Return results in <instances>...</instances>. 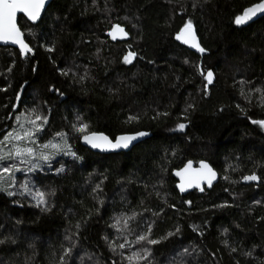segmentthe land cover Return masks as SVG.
<instances>
[{
	"label": "trees",
	"instance_id": "1",
	"mask_svg": "<svg viewBox=\"0 0 264 264\" xmlns=\"http://www.w3.org/2000/svg\"><path fill=\"white\" fill-rule=\"evenodd\" d=\"M257 1L50 0L18 15L30 51L0 45V172L22 164L3 137L19 123L58 154L0 182V264H264V13L235 23ZM115 22L126 40L108 37ZM189 22L200 53L176 39ZM140 130L117 152L79 142ZM188 159L218 180L179 194L171 171Z\"/></svg>",
	"mask_w": 264,
	"mask_h": 264
},
{
	"label": "water",
	"instance_id": "2",
	"mask_svg": "<svg viewBox=\"0 0 264 264\" xmlns=\"http://www.w3.org/2000/svg\"><path fill=\"white\" fill-rule=\"evenodd\" d=\"M50 0H44L42 6H40L38 13L48 4ZM32 0H0V11L4 9L5 4H16L17 7L11 17L10 23L15 25V28L18 30L20 39L24 44L27 45V48H22L19 43L14 42L13 39L5 38L0 39V45L10 46L16 48L21 54H25L29 52L28 44L24 41L21 30L17 25V17L20 13H23L29 17V12L33 11V9L29 8L24 10L22 5L31 3ZM264 3V0H259L257 2L252 3L248 8H252L255 5ZM264 12H258L256 15L251 18H255L257 16L262 15ZM244 14V13H243ZM242 14V15H243ZM241 15V16H242ZM188 23H184L178 30L176 34V39L184 45L190 51H199V45L197 41V35L194 27L191 25V28H186L185 25ZM119 26V28L123 29V32H120L119 29H116L115 26ZM9 24L6 19H0V33H3L8 30ZM108 37L112 41H122L126 40L128 37L127 31L124 26L120 23H112L108 29ZM212 71L210 69L205 70L204 72V81L205 86L209 85L213 79V73L211 77V82H209L208 73ZM144 133V135H140ZM149 132L147 131H135L128 133H119L115 135L113 138H110L108 135L104 134L101 131H89L80 135L79 142L81 145L87 147L88 149L99 152V153H108V152H117L121 150H127L131 147L132 144L138 142L143 137L147 136ZM85 137H89L88 140ZM107 139H104V138ZM122 137H134V139L130 141L121 140ZM119 141V147H113V145L117 144ZM127 144V147H124V144ZM98 145L94 147L93 145ZM206 165V167H205ZM209 169L211 171H209ZM172 177L175 179V188L179 194H186L191 190H196L198 192L202 191L204 188L209 189L217 180L218 173L217 171L204 159H199L196 162L191 159L185 160L179 167L173 169L171 171ZM254 174H245L240 178L241 183L255 182V180H246L245 177L253 176Z\"/></svg>",
	"mask_w": 264,
	"mask_h": 264
},
{
	"label": "rangeland",
	"instance_id": "3",
	"mask_svg": "<svg viewBox=\"0 0 264 264\" xmlns=\"http://www.w3.org/2000/svg\"><path fill=\"white\" fill-rule=\"evenodd\" d=\"M129 54L130 53H127L125 57L129 56ZM179 125L181 124L179 123L173 124L169 128V131L181 130L182 128H180ZM27 134H28V131H26V129L20 123L17 125V128L15 130L14 129L7 130L3 134L5 143L9 145L10 153L8 155L12 158L17 159V161L19 160L22 164L21 165L12 164V167L8 169V171L2 170L0 172V182L1 183L6 182L7 180H9V183H10L11 182L10 179L12 176L15 177L19 172L27 169V167L22 166V165L29 163L31 164V166L30 165L28 166L32 167L33 165L34 167H36L37 164H39V161L44 162L48 159L55 157L58 154L55 150H52V152H49V154H46L47 148L44 146H40V148L38 147L39 150L34 151L32 148H30V146H27L28 145L27 142L25 143L23 141V139L27 137ZM52 146H54V144ZM29 149L31 151H29ZM45 157H47V159H45Z\"/></svg>",
	"mask_w": 264,
	"mask_h": 264
},
{
	"label": "snow or ice",
	"instance_id": "4",
	"mask_svg": "<svg viewBox=\"0 0 264 264\" xmlns=\"http://www.w3.org/2000/svg\"><path fill=\"white\" fill-rule=\"evenodd\" d=\"M44 3V0H32L31 3H27L22 5V8L24 10H27L29 8L33 9V11L29 12V15L31 16L32 19H36L37 15H38V10L40 8V6H42ZM17 5L16 4H5L4 5V9L2 11H0V19H6L8 21L9 27L8 30L0 33V39H5V38H9V39H13L14 42L19 43L21 45L22 48H27V45L23 43V41L20 39V35L18 30L15 28V25L11 24V17L16 9ZM258 12H264V3L262 4H258L255 5L252 8H248L245 10L244 14L242 16H237L235 23L237 24H242L245 23L247 20H249L252 16L256 15ZM116 29H119L120 32H123L122 28H119V26H115ZM186 28H191V23L189 22L187 25H185ZM30 51V49H28ZM201 51H203V49H201ZM133 54L130 53L129 56L125 57V62H130V57ZM211 77H212V73L209 72L208 73V78H209V82H211ZM260 123H264V122H260ZM180 128H183L184 125L181 124L179 125ZM81 131L83 130V128L80 129ZM59 135V134H58ZM140 135H144V133H141ZM86 140L89 139V137H85ZM104 139H107L106 137ZM121 140H125V141H130L132 139H134V137H122L120 138ZM94 147L98 146V145H93ZM120 143L119 141L117 142V144L113 145V147H119ZM124 147H127V144L125 143L123 145ZM29 151H31L29 149ZM5 157H0V159H4ZM45 159H47V157H45ZM206 167V165H205ZM5 171H8V169H5ZM209 171H211L209 169ZM246 180H255L257 179V177L255 175L253 176H249V177H245ZM140 239H144V237H141ZM152 243H156V241H151Z\"/></svg>",
	"mask_w": 264,
	"mask_h": 264
}]
</instances>
